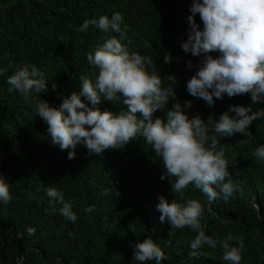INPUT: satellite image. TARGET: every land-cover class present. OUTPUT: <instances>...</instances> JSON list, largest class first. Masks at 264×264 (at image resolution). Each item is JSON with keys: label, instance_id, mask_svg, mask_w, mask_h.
Returning a JSON list of instances; mask_svg holds the SVG:
<instances>
[{"label": "trees", "instance_id": "obj_1", "mask_svg": "<svg viewBox=\"0 0 264 264\" xmlns=\"http://www.w3.org/2000/svg\"><path fill=\"white\" fill-rule=\"evenodd\" d=\"M191 5L192 0H0V68L4 69L0 75V175L11 195L7 205L0 203V264H139L132 245L148 237L165 254L161 264H229L222 259L219 245L215 249L204 245L200 249L204 255L189 260L190 241L196 233L185 227L169 237L171 227L161 223L156 209L161 195L169 203L197 200L207 236L221 241L230 233L234 238L230 244L238 246V240L244 244L240 264H264V161L253 155L264 145V118L253 121L251 137L217 136L235 191L228 202H209L191 183L182 193H173L169 180L160 179L165 171L161 159L143 137L100 156H89L87 148L78 145L75 158L69 160L71 149L61 150L51 143L47 124L34 110L40 100L58 108L64 97L79 94L80 75L94 80L98 70L88 64L87 54L118 34L94 26L84 32L75 29L85 20L111 18L115 12L122 15L121 29L128 37L122 43L130 53L152 59L162 87L173 86L182 105L191 101L192 107L185 109L189 118L199 114L205 121L210 115L218 120L230 105H251L249 95L230 98L225 94L209 107L187 92V82L203 59L181 47L188 39ZM195 19L203 30L199 14ZM165 54L172 57L168 64ZM210 55L215 58L219 53ZM25 64L43 73L48 89L41 95L33 92L29 102L15 90L10 93L7 83ZM170 75L176 77L175 85L167 79ZM175 102L170 99L166 107ZM97 107L114 114L126 110L122 98L113 102L102 98ZM251 107L253 112L264 110V104ZM166 111H157L154 118L164 119ZM49 186L72 204L77 215L74 223L59 213L61 205L50 206L45 193ZM91 205L95 211L85 213ZM28 227L35 228V235H27Z\"/></svg>", "mask_w": 264, "mask_h": 264}, {"label": "clouds", "instance_id": "obj_2", "mask_svg": "<svg viewBox=\"0 0 264 264\" xmlns=\"http://www.w3.org/2000/svg\"><path fill=\"white\" fill-rule=\"evenodd\" d=\"M189 11L188 39L181 47L185 53L203 56V59L198 71L187 82V92L205 101L209 107H214L215 100L223 99L225 94L230 98L249 95L251 105L264 104V0H192ZM197 14L203 30L196 22ZM122 23V15L115 12L111 18L105 15L85 20L75 29L84 32L94 26L102 32L118 35L109 36L94 52L87 54L88 64L97 69L98 74L94 80L87 75L79 76V94L74 92L64 97L58 108L45 100L35 103L34 110L47 124L51 143L61 150L71 149L68 153L71 160L75 158L78 145L85 146L89 156H100L105 150L122 149L137 137H143L161 159L165 171L160 179L169 180L173 193H182L191 183L209 202L218 199L228 202L235 188L230 179L229 161L224 147H219L217 136L230 137L240 133L251 137L249 128L253 121L264 118V110L253 112L251 105H230L218 120L210 115L205 121L199 114L189 118L185 109L192 107L191 101L182 105L173 86L162 87V78L152 59L137 52L130 53L122 43L128 40L121 29ZM214 52L219 53L218 57L210 55ZM171 60V55L165 54V64ZM187 66L191 69L192 62L188 61ZM3 73L4 69L0 68V75ZM167 79L175 85L174 75L167 76ZM7 83L10 85L8 91L15 90L25 102L32 100L33 92L41 95L48 90L43 73L35 65H22ZM56 87L53 84L52 90L55 91ZM81 97L89 103H84ZM102 98L109 102L122 98L126 110L115 114L101 111L97 106ZM170 99L176 102L167 108ZM164 109H167L164 119L154 118L157 111ZM208 125L214 133L212 136H209ZM253 155L264 161V145L258 146ZM172 177L174 182L170 181ZM45 193L50 206L61 205L58 210L65 219L73 223L77 220L72 204L65 201L61 191L49 186ZM107 194L105 190L103 195ZM10 200L9 185L0 175V203L7 205ZM156 209L161 213V223L167 222L171 227L169 237L185 227L196 233L190 241L189 260L204 255L200 251L202 246L215 249L219 245L224 261L240 264L243 241L238 240V246H233L229 243L234 239L230 233L221 241L207 236L201 227L203 208L197 200H188L186 204L175 200L169 203L161 195ZM84 211L91 213L95 206ZM155 231L153 229V233ZM26 232L33 236L36 230L28 227ZM132 247L134 260L139 264L153 260L155 264H161L166 259L151 237Z\"/></svg>", "mask_w": 264, "mask_h": 264}, {"label": "water", "instance_id": "obj_3", "mask_svg": "<svg viewBox=\"0 0 264 264\" xmlns=\"http://www.w3.org/2000/svg\"><path fill=\"white\" fill-rule=\"evenodd\" d=\"M256 205V204H255ZM257 206V205H256ZM259 208V207H258Z\"/></svg>", "mask_w": 264, "mask_h": 264}]
</instances>
